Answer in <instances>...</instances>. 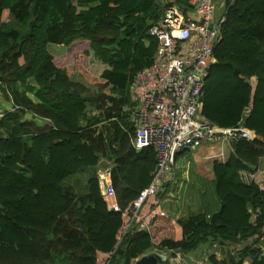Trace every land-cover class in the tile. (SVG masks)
I'll use <instances>...</instances> for the list:
<instances>
[{"label":"trees","instance_id":"obj_1","mask_svg":"<svg viewBox=\"0 0 264 264\" xmlns=\"http://www.w3.org/2000/svg\"><path fill=\"white\" fill-rule=\"evenodd\" d=\"M162 1L0 0V264H95L97 252H113L110 264H131L162 249L198 260L215 244L248 241L237 257L206 259L264 264V0L227 1L203 88L205 120L222 128L242 123L255 134L212 163L219 210L158 216L149 232L133 226L117 244L121 217L107 209L97 173L111 165L121 208L152 179L155 151L134 146L129 90L156 52L149 31ZM79 44L85 48L74 65L89 83L71 79L48 52L62 46L67 54Z\"/></svg>","mask_w":264,"mask_h":264},{"label":"built area","instance_id":"obj_2","mask_svg":"<svg viewBox=\"0 0 264 264\" xmlns=\"http://www.w3.org/2000/svg\"><path fill=\"white\" fill-rule=\"evenodd\" d=\"M183 1H162L166 8L149 31L157 40L156 52L151 64L135 74L130 86L135 105L130 116L135 129L134 146L152 147L156 166L149 185L124 208L118 205L108 179L102 197L107 209L121 217L117 244L133 226L149 232L155 217L167 216L160 207L159 195L174 178L179 153L255 138L242 123L222 128L201 116L203 88L215 63L213 50L221 40L227 1L219 4L222 12L216 10L219 0ZM263 238L259 240L262 249ZM112 257L113 252H97L95 264H110ZM172 258L175 264L182 263L177 253ZM197 264L209 263L205 258Z\"/></svg>","mask_w":264,"mask_h":264},{"label":"rangeland","instance_id":"obj_3","mask_svg":"<svg viewBox=\"0 0 264 264\" xmlns=\"http://www.w3.org/2000/svg\"><path fill=\"white\" fill-rule=\"evenodd\" d=\"M225 1L226 0H219L216 6L217 11L218 10L219 12L223 11V9L220 8L219 4H224ZM84 48H85L84 45L79 44L76 48H74L72 51L69 50L68 53L66 54L64 51V47L50 45L48 46V52L55 58L56 63L59 67H64L67 69V71L71 76V79L89 83L91 82V79L88 78L86 75L82 74V72L81 73L78 72V70L75 68L76 65H74L78 52L84 50ZM1 103H2V97L0 95V106ZM184 152L185 153L183 154H179V156L176 159L173 168L174 180L171 181L170 188L168 190L167 196H165V199L167 200L169 199L168 202L171 203L172 201H175L179 198L181 200V203L179 204L178 207L184 209L186 212L190 214H193L197 211H194L192 206H189V204H186V202L190 201L193 198H196L199 200L200 205L204 206L206 203L204 198L205 196L204 192H206L207 188L209 187L208 183H206L205 180L201 179L197 173V169L199 171V167H200L197 160L201 161L202 167L206 168L208 171L212 170L211 169L212 164H211V160L203 161L202 156H204V154H202L201 150L184 151ZM230 153H231L230 145L224 144L217 147V150L213 157H215L214 159L219 161H226ZM213 157L211 158L213 159ZM263 164H264V160L259 165L260 170H263ZM101 166L104 167L108 166L111 169V165L109 164L107 165L105 163H102ZM78 181L79 180H77L76 178L75 182ZM180 184L182 185V188L180 192L177 193L175 188H177ZM194 208L195 210H197L199 206L194 204ZM163 210L171 217H175L178 214V212H180L179 211L180 209L175 210L171 208L169 210L166 209V207L163 208Z\"/></svg>","mask_w":264,"mask_h":264},{"label":"crops","instance_id":"obj_4","mask_svg":"<svg viewBox=\"0 0 264 264\" xmlns=\"http://www.w3.org/2000/svg\"><path fill=\"white\" fill-rule=\"evenodd\" d=\"M226 1H228V0H226ZM226 1H225V3H226ZM253 82H254V79H253ZM218 146H221V145H219V144H217V145H205V146H202L196 150H201L202 154H204V156H202L203 161L204 160H211V164L215 161L224 162V161L216 160V159H214L215 157H213ZM196 150H194V151H196ZM211 157H213L214 160ZM263 160H261V162ZM197 162L200 166L199 171L197 169V173L201 179L205 180L206 183H208V186H209L207 188V191H206L208 193L204 192L205 193L204 198H205L206 203L204 206H201L199 203V200L196 198H193L190 201H188L189 203L186 202V204H189V206H192L194 211H197L193 214L203 213L206 217H210L211 215L216 213L220 208V203H219L216 195H214V176H213L212 170L208 171L206 168L202 167L201 161L197 160ZM261 171L264 172V164H263V170H261ZM260 186L262 189H264V185L261 184ZM181 188H182V185L180 184L177 188H175L176 192L179 193ZM165 196H167V194ZM168 200L165 199V197H164V199L161 201L160 207H161V209L166 207V209H169V210L171 208H173L175 210L180 209L179 210L180 212H178V214L175 216V219L184 218V217H188V216L192 215V214L186 212L184 209H181L178 207L179 204L181 203V200L179 198L175 201H172L171 203H169ZM194 204L199 206V208L197 210H195ZM177 237H179L178 228H177ZM248 246H250L249 241L242 243V244L226 245L224 248H220L215 244L212 248L208 247V249H204L200 253H197V257H199L198 260L196 259V257L194 255H189V256L192 257L196 261H199L201 259H205L207 257V255H209V254L215 255L219 259H223V258H227L228 254L231 252V255L233 257H237L238 254L240 253V251L242 249H244L245 247H248ZM155 252H157L158 254H160L162 256L169 258L170 260H173L171 254H170V252H168V250L162 249V250H156ZM171 263L175 264L174 261H172ZM249 263H250V260L248 258H245L243 261V264H249Z\"/></svg>","mask_w":264,"mask_h":264},{"label":"water","instance_id":"obj_5","mask_svg":"<svg viewBox=\"0 0 264 264\" xmlns=\"http://www.w3.org/2000/svg\"><path fill=\"white\" fill-rule=\"evenodd\" d=\"M110 170L111 169L108 166L99 167L97 176H98L101 195L105 193L107 187L106 183L108 179H110ZM176 253L180 256L183 264H197L196 260H194L189 255H185L181 249H177ZM171 262L172 261L169 258L162 256L155 251H152L149 254L144 255L141 258L134 261L133 264H172Z\"/></svg>","mask_w":264,"mask_h":264}]
</instances>
